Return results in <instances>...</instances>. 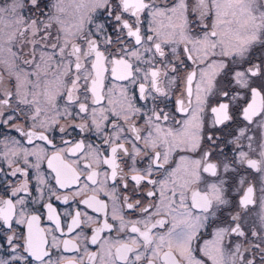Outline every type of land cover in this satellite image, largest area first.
<instances>
[{
  "label": "snow or ice",
  "instance_id": "obj_1",
  "mask_svg": "<svg viewBox=\"0 0 264 264\" xmlns=\"http://www.w3.org/2000/svg\"><path fill=\"white\" fill-rule=\"evenodd\" d=\"M0 264H264V0H0Z\"/></svg>",
  "mask_w": 264,
  "mask_h": 264
}]
</instances>
